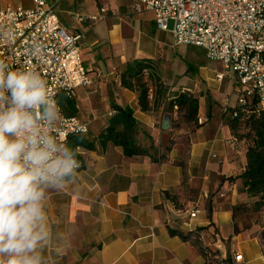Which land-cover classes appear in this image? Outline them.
<instances>
[{"label": "crops", "instance_id": "obj_1", "mask_svg": "<svg viewBox=\"0 0 264 264\" xmlns=\"http://www.w3.org/2000/svg\"><path fill=\"white\" fill-rule=\"evenodd\" d=\"M136 1L47 0L62 27L82 36L81 62L91 83L74 99L87 136L98 139L114 103L132 110L137 141L152 150L151 157L126 158L120 147L97 144L80 152L82 167L73 178L46 190L42 264H205L199 235L212 251L237 255L235 264H264V228H237L232 212L249 201L236 179L247 144L236 139L226 113L237 103L234 80H218L221 63L213 62L219 67L212 71L204 67L205 53L174 52L172 34L156 29L152 12L135 13ZM15 6L32 9L33 2L0 0V9ZM79 16L98 20L78 24ZM141 60L151 61L150 105L158 101L157 86L164 92L149 112L120 83L127 65ZM186 93L198 102L196 118L168 106ZM163 136L169 137L165 147Z\"/></svg>", "mask_w": 264, "mask_h": 264}, {"label": "built area", "instance_id": "obj_2", "mask_svg": "<svg viewBox=\"0 0 264 264\" xmlns=\"http://www.w3.org/2000/svg\"><path fill=\"white\" fill-rule=\"evenodd\" d=\"M32 2V9H0V60L14 70L39 73L47 82L50 99L57 104L58 97L71 99L77 89L91 83L81 62L82 36L71 35L62 27L47 0ZM146 11L153 13L158 31L172 34L175 47L199 48L208 61L223 65L218 80H234L239 105L255 97L264 109V0H137L134 12ZM75 20L82 24L98 17ZM57 107L54 122L38 123L42 135L61 145L72 135H87L86 124L65 117ZM195 216V211L189 215ZM198 238L205 264L239 261L237 255L227 259L212 251L204 236Z\"/></svg>", "mask_w": 264, "mask_h": 264}, {"label": "clouds", "instance_id": "obj_3", "mask_svg": "<svg viewBox=\"0 0 264 264\" xmlns=\"http://www.w3.org/2000/svg\"><path fill=\"white\" fill-rule=\"evenodd\" d=\"M57 117L46 80L0 60V264H42L46 190L81 167L70 147L38 131Z\"/></svg>", "mask_w": 264, "mask_h": 264}, {"label": "trees", "instance_id": "obj_4", "mask_svg": "<svg viewBox=\"0 0 264 264\" xmlns=\"http://www.w3.org/2000/svg\"><path fill=\"white\" fill-rule=\"evenodd\" d=\"M151 67L149 60L135 61L127 65L120 77L123 88L138 93V102L142 112H149L152 108L159 107L162 94L164 95V92L159 89L160 85L157 86L158 101L150 105L148 90L149 85L153 84V78L150 76L145 79L143 75L151 70ZM57 105L65 117H76L77 107L74 97L69 99L60 96L57 98ZM168 106L170 109L176 106L179 110L187 107L192 118L197 116L198 102L190 94L179 95ZM111 109L114 115L109 118L107 127L97 140H92L87 135H72L68 138L66 145L76 153L77 160H80L79 151H94L97 144L101 147L107 144L120 147L126 158L151 157L152 148H142L137 141L140 126L134 119L132 110L114 103L111 104ZM226 113L229 116V128L236 139L245 141L247 144L246 166L236 179L241 180V191L249 201L233 208L235 219L239 211L246 209H250L253 213L264 212V109L259 106L257 99L252 97L246 100L245 105L236 103Z\"/></svg>", "mask_w": 264, "mask_h": 264}, {"label": "rangeland", "instance_id": "obj_5", "mask_svg": "<svg viewBox=\"0 0 264 264\" xmlns=\"http://www.w3.org/2000/svg\"><path fill=\"white\" fill-rule=\"evenodd\" d=\"M171 28H172V25L170 24L169 30ZM174 52H178L179 55H188V54L190 55L191 52H195L196 54H204V51L199 49V48L186 47V46L179 47L178 49H175ZM170 55H171L170 56L171 58H174V53H171ZM178 58H180V57H178ZM192 58H193V60L197 61V59L199 60L201 58V56L200 55H194ZM203 63H204L203 66L206 67L208 70H211V71L214 69H218V67H219L216 63L208 61L207 59H203ZM143 77L145 79H148L150 77L149 71H147V73H145L143 75ZM149 86H151V85H149ZM233 95H236V94H233ZM233 99L236 100V97L234 96ZM83 107H84V104H83ZM180 113H181L182 117L186 118V116H188V118H190V111L188 112V110L182 109V111H180ZM234 221H235L237 228H249V227H252L253 225H257L261 228H264V214L253 213L250 209L239 211L236 214ZM261 237H263V241H264V231H262ZM263 247H264V242H263Z\"/></svg>", "mask_w": 264, "mask_h": 264}, {"label": "water", "instance_id": "obj_6", "mask_svg": "<svg viewBox=\"0 0 264 264\" xmlns=\"http://www.w3.org/2000/svg\"><path fill=\"white\" fill-rule=\"evenodd\" d=\"M169 137L168 136H163L161 139L162 147H165L167 142H168Z\"/></svg>", "mask_w": 264, "mask_h": 264}]
</instances>
